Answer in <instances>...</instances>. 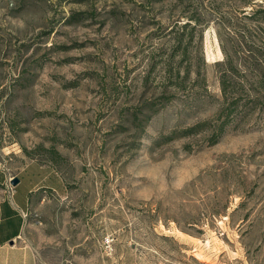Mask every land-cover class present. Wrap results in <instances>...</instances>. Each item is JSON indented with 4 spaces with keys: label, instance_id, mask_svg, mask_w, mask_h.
I'll return each instance as SVG.
<instances>
[{
    "label": "rangeland",
    "instance_id": "obj_1",
    "mask_svg": "<svg viewBox=\"0 0 264 264\" xmlns=\"http://www.w3.org/2000/svg\"><path fill=\"white\" fill-rule=\"evenodd\" d=\"M258 10L0 0V203L30 190L38 264H264Z\"/></svg>",
    "mask_w": 264,
    "mask_h": 264
},
{
    "label": "crops",
    "instance_id": "obj_2",
    "mask_svg": "<svg viewBox=\"0 0 264 264\" xmlns=\"http://www.w3.org/2000/svg\"><path fill=\"white\" fill-rule=\"evenodd\" d=\"M29 192L25 188L18 195L16 186L11 198L0 203V264H38L35 249L22 238Z\"/></svg>",
    "mask_w": 264,
    "mask_h": 264
},
{
    "label": "trees",
    "instance_id": "obj_3",
    "mask_svg": "<svg viewBox=\"0 0 264 264\" xmlns=\"http://www.w3.org/2000/svg\"><path fill=\"white\" fill-rule=\"evenodd\" d=\"M257 12H261V13H264V10H258V11H255V12H253V14H256ZM76 15H78V14H75V15H73V16H71L72 18L73 17H75ZM188 17V19H189V21L190 20H197V18H194L192 15L191 16H187ZM189 23L190 22H185L184 24H183V28L184 27H186L187 25H189ZM226 58V60L224 61V64L225 65H228L229 67H230V65H231V62H230V60L228 59V57L226 56L225 57ZM226 62V63H225ZM171 63H170V60L166 63V71H167V73H168V75L170 76L171 75ZM230 69H232L231 67H230ZM220 82H221V89H222V91H223V93L225 94L226 93V83H225V81H224V75H222V77H221V80H220ZM206 122H200V123H197V124H195V125H193V126H191V127H187V128H184L183 129V131L181 132L180 131V134H182V135H185V134H188V133H190L191 131H194L198 126H201V125H204ZM221 130H222V128H221V125L220 126H218L217 127V129H216V131H217V133L215 134H213L212 135V137H213V139H215V136H217V134H219L220 132H221ZM177 133V130H175V131H173L172 133H171V135L170 136H168L167 138H170V137H172L173 135H175ZM213 141V140H212Z\"/></svg>",
    "mask_w": 264,
    "mask_h": 264
},
{
    "label": "water",
    "instance_id": "obj_4",
    "mask_svg": "<svg viewBox=\"0 0 264 264\" xmlns=\"http://www.w3.org/2000/svg\"><path fill=\"white\" fill-rule=\"evenodd\" d=\"M18 178H13V180L11 181V183L13 184V185H15V184H17L18 183ZM71 264H74V263H71Z\"/></svg>",
    "mask_w": 264,
    "mask_h": 264
}]
</instances>
